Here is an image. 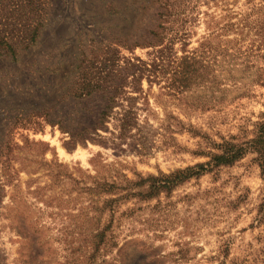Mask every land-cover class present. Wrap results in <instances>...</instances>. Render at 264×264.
<instances>
[{"label": "rangeland", "instance_id": "374dc122", "mask_svg": "<svg viewBox=\"0 0 264 264\" xmlns=\"http://www.w3.org/2000/svg\"><path fill=\"white\" fill-rule=\"evenodd\" d=\"M253 5L264 0H171L164 43L181 56L209 33L210 16L253 20ZM5 13L1 26L30 38L10 37L14 53L0 56V264H264V170L254 154L169 196L133 199L116 223L112 195L97 187L206 162L213 142L250 138L241 129L264 114V83L254 79L263 49L219 110H205L202 86L179 92L169 69L130 68L153 61L155 49L133 46L151 40L153 0H30L18 19ZM247 33L244 48L256 38ZM126 110L133 126L122 133Z\"/></svg>", "mask_w": 264, "mask_h": 264}, {"label": "trees", "instance_id": "16d2710c", "mask_svg": "<svg viewBox=\"0 0 264 264\" xmlns=\"http://www.w3.org/2000/svg\"><path fill=\"white\" fill-rule=\"evenodd\" d=\"M170 2L171 0H153L156 7L157 22L148 31L150 34L148 39L151 40L140 44L139 42L133 43V46L146 45L155 49L153 61L145 63L138 60L139 63L137 64L129 62L130 68L137 69L142 73L153 72L158 69V66L169 69L173 76L181 77L178 87L179 92L192 86H202L204 90L202 108L205 110H219L225 103L230 88L237 85V82L241 79V76L237 74L239 68H249L250 59L254 52L264 50V6L253 5L251 7L256 15L253 20L241 16L237 21H231V19H228L230 17L228 15H224L221 19L210 16V19L207 20L209 33L203 37L198 47L192 50L184 49L183 54L178 56L174 53V40L164 43ZM134 4L141 5L137 2ZM29 7L30 0H0V10L6 11L4 17L5 21L8 22L18 19L14 16L19 15L20 12L29 9ZM134 11H136V6H134ZM246 30L247 35L253 32L252 34L256 38L253 43L244 48L238 35L243 34ZM230 32L238 38L235 36L230 38ZM14 35H17V37L22 36L23 39L30 38V29L9 28L5 23L4 26H1L0 22V56L14 53V46L9 41V38ZM254 42H258L257 45ZM254 79L259 83H264V74L257 75ZM131 113L126 110L118 119L122 133L133 126ZM179 124L181 128L180 121ZM189 131L191 132V130ZM241 131L242 136L248 133L251 137L244 136L243 140L239 141L238 136H230L228 139H223L221 143L213 142L211 145L217 152H201L209 158L206 162L190 165L170 173L160 172L158 175L140 176L138 181L130 180L126 175L119 174L114 176L116 179L112 180L111 183L103 184V187H106L105 190H102L100 183H97L99 190L102 192L107 191L112 195L107 201L112 214V223L118 222L117 218H121L125 213L128 214L131 211L128 208L129 211L127 209L120 211V209L122 205L133 201V199L147 202L153 198L159 199L162 193L169 196L174 190L190 182L193 178L198 179L207 173L217 174L220 168L232 166L248 154H254L253 161L264 170V114L260 120L253 124L252 130L248 131L242 128ZM104 209L105 207H101L98 208V211L102 213ZM256 220L259 223L264 221V202L258 208ZM100 237H103V233ZM220 254L227 258L229 256L228 249L221 250ZM196 264L202 263L198 262ZM219 264H225V261ZM230 264H248V260L234 259Z\"/></svg>", "mask_w": 264, "mask_h": 264}]
</instances>
